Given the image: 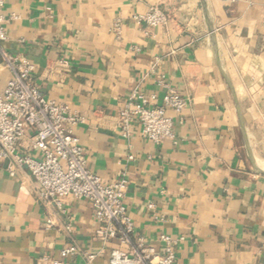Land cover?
Listing matches in <instances>:
<instances>
[{"label":"crops","instance_id":"0c3cea01","mask_svg":"<svg viewBox=\"0 0 264 264\" xmlns=\"http://www.w3.org/2000/svg\"><path fill=\"white\" fill-rule=\"evenodd\" d=\"M150 8L164 25L134 20ZM2 12L7 52L35 66L46 99L82 118L72 132L87 169L104 184L127 178L136 236L155 246L162 234L183 237L174 264H264V0H5ZM9 79L0 58V92ZM160 79L187 103L167 111L174 139L155 145L137 123L124 131L117 114L133 91L160 105ZM6 166L0 264H46L70 246L78 253L65 264H108L111 250H126L96 238L89 201L67 197L60 211L38 198L26 169L9 177Z\"/></svg>","mask_w":264,"mask_h":264},{"label":"built area","instance_id":"2783aa9c","mask_svg":"<svg viewBox=\"0 0 264 264\" xmlns=\"http://www.w3.org/2000/svg\"><path fill=\"white\" fill-rule=\"evenodd\" d=\"M4 4L5 0H0V58L10 72V79L0 92V165L7 162L9 177H14L18 168L26 169L37 183L38 198L60 211L67 197L89 201L94 210L96 238L102 242L117 241L119 246L126 248L111 250L108 264H174L177 247L184 238L162 234L155 246L135 235L123 203L128 185L125 175L111 184H104L87 169L84 151L72 132L82 118L72 114L66 105L46 99L31 79L35 66L4 48L7 41ZM167 19L156 8L134 17L137 23H145L148 28L160 27ZM118 30L119 25H114V31ZM56 64L64 72L69 68L65 59H59ZM158 84L165 90L160 105H156L155 95L133 91L117 114L124 131L130 123H137L142 137L155 145L165 139H174L173 121L167 111L179 115L187 103L162 79ZM29 130L33 131L29 151L19 153V143ZM51 226L52 222L46 221L45 227ZM66 230L70 232L69 225ZM77 253L78 249L70 246L59 251L57 258L43 256L40 260L46 264H65L68 256ZM259 253L264 256V240ZM84 256L88 262L94 259V255L88 253Z\"/></svg>","mask_w":264,"mask_h":264},{"label":"water","instance_id":"95a60500","mask_svg":"<svg viewBox=\"0 0 264 264\" xmlns=\"http://www.w3.org/2000/svg\"><path fill=\"white\" fill-rule=\"evenodd\" d=\"M257 172H259L260 174H264L263 171H261L260 169L256 168Z\"/></svg>","mask_w":264,"mask_h":264},{"label":"rangeland","instance_id":"374dc122","mask_svg":"<svg viewBox=\"0 0 264 264\" xmlns=\"http://www.w3.org/2000/svg\"><path fill=\"white\" fill-rule=\"evenodd\" d=\"M259 162L264 163V156L262 157V159Z\"/></svg>","mask_w":264,"mask_h":264}]
</instances>
